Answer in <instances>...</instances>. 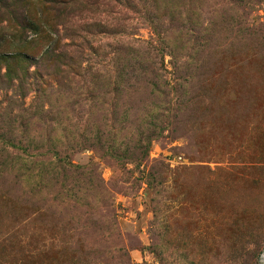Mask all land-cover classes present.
Returning a JSON list of instances; mask_svg holds the SVG:
<instances>
[{"label": "rangeland", "instance_id": "374dc122", "mask_svg": "<svg viewBox=\"0 0 264 264\" xmlns=\"http://www.w3.org/2000/svg\"><path fill=\"white\" fill-rule=\"evenodd\" d=\"M47 1L24 7L37 35L0 17V54L86 78L0 83V264H260L264 0H72L61 21Z\"/></svg>", "mask_w": 264, "mask_h": 264}, {"label": "trees", "instance_id": "16d2710c", "mask_svg": "<svg viewBox=\"0 0 264 264\" xmlns=\"http://www.w3.org/2000/svg\"><path fill=\"white\" fill-rule=\"evenodd\" d=\"M93 1V0H90ZM97 1V0H96ZM30 0H11L10 3L6 4L5 0H0V17L3 21L12 24L14 28H18L21 33L31 32L33 34L39 33L38 27L29 21V17L24 9L25 5H27ZM48 4L51 6L49 11L54 13V20H63V17H71L73 16L75 5L72 0H48ZM109 3L106 5L107 8L111 6L113 8L118 7L120 4L118 0H100L98 3ZM4 16L8 18L5 19ZM86 43L85 39L79 34H73L70 39V44L67 47H71L73 50L80 49L81 44ZM49 54V53H48ZM120 60V62H119ZM53 69L50 73H39L36 72L34 74L30 73V70L26 69L24 65L29 62L28 55L22 51L20 48L16 49L13 53H1L0 54V63L6 68L5 73H1L0 71V83L2 85H9L12 88L15 87V84L24 88L26 82L31 79L38 80L39 86L42 89H53V87H59L66 89L70 94L72 92L71 86L74 85L78 80H85L86 74H84V69L82 66L80 67V62L73 56H67L62 53H57L52 56ZM116 64L124 63L126 64L125 69L117 68L116 70V80L122 82H128L129 80H139L141 76L145 74V69L139 66L138 63H135L134 66L128 64L131 61L130 53H127L126 56L119 55L115 58ZM139 66L140 75L137 74L135 67ZM132 67L134 70H131ZM127 68H130L131 72H125ZM120 69V71H119ZM88 91V90H87ZM86 91V92H87ZM73 95V94H72ZM82 95V94H81ZM80 95H78L79 97ZM90 97H93L90 95ZM80 103H72L71 106H79ZM82 108V107H81ZM73 165L69 164V169L64 166V176L72 177L70 175V169ZM72 192V191H70Z\"/></svg>", "mask_w": 264, "mask_h": 264}, {"label": "built area", "instance_id": "2783aa9c", "mask_svg": "<svg viewBox=\"0 0 264 264\" xmlns=\"http://www.w3.org/2000/svg\"><path fill=\"white\" fill-rule=\"evenodd\" d=\"M260 264H264V255H263V257H262V261H261Z\"/></svg>", "mask_w": 264, "mask_h": 264}]
</instances>
